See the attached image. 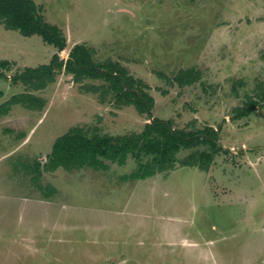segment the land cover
Returning a JSON list of instances; mask_svg holds the SVG:
<instances>
[{"label": "rangeland", "instance_id": "obj_1", "mask_svg": "<svg viewBox=\"0 0 264 264\" xmlns=\"http://www.w3.org/2000/svg\"><path fill=\"white\" fill-rule=\"evenodd\" d=\"M34 1L66 38L61 58L84 43L96 60L118 62L149 85L153 116L175 127L220 125L226 151L208 170L176 162L123 181L135 166L128 158L106 170L44 171L37 185L29 166L44 161L70 127L124 134L149 120L132 106L99 101L60 72L32 91L44 99L40 109L15 104L0 115V264H264V107L230 119L264 82V0ZM55 51L40 36L0 23L8 76L48 62ZM191 66L200 81H169ZM0 90L2 102L26 87L0 80ZM188 152L181 149L177 161Z\"/></svg>", "mask_w": 264, "mask_h": 264}, {"label": "trees", "instance_id": "obj_2", "mask_svg": "<svg viewBox=\"0 0 264 264\" xmlns=\"http://www.w3.org/2000/svg\"><path fill=\"white\" fill-rule=\"evenodd\" d=\"M0 23L7 29L17 30L23 36L38 35L41 40L52 45L56 51L48 62L22 70L8 76L5 71L11 65L6 59L0 60V80L11 84L21 83L26 91L14 93L0 102V115L6 114L12 105L20 104L28 109H40L44 99L34 94L52 82L56 75L64 72L87 92L97 94L99 101L111 100L116 106H132L139 114L149 119L138 132L124 134L100 133L97 126L75 125L57 136L45 160H33L29 166L30 178L38 185L42 172L63 168L67 171L90 167L106 170L108 163L124 165L128 158L135 162L134 168L120 179L137 180L173 169L175 163L181 166H195L208 170L214 157L226 151L219 143L221 126L205 124L200 128L175 127L170 118L153 116L151 111L154 98L149 93V85L139 78L129 75L118 62L105 59L96 60L94 50L84 43H75L67 57L61 58L59 52L66 46V38L61 28L46 21L41 8L34 0H0ZM99 81L86 84L84 80ZM201 71L195 67L180 68L169 80L179 87L200 81ZM236 83L232 91L237 93ZM165 94L166 91L160 90ZM3 92L0 90V97ZM264 107V82L258 81L253 94H245L244 101L231 110L230 119L237 120L249 116L256 109ZM181 149L189 152L177 161L176 154ZM53 188H49L47 195Z\"/></svg>", "mask_w": 264, "mask_h": 264}]
</instances>
